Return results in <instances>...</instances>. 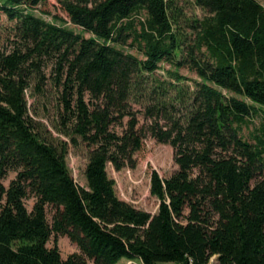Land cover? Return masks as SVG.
<instances>
[{"label":"trees","instance_id":"trees-1","mask_svg":"<svg viewBox=\"0 0 264 264\" xmlns=\"http://www.w3.org/2000/svg\"><path fill=\"white\" fill-rule=\"evenodd\" d=\"M39 1L0 0L17 19L0 51V264H264V5L195 0L203 16L182 19L175 0H57L68 19L48 20ZM48 64L67 134L90 147L87 186L29 113ZM148 137L178 165L152 172L156 213L107 171L134 166ZM59 236L79 251L64 258Z\"/></svg>","mask_w":264,"mask_h":264},{"label":"rangeland","instance_id":"rangeland-1","mask_svg":"<svg viewBox=\"0 0 264 264\" xmlns=\"http://www.w3.org/2000/svg\"><path fill=\"white\" fill-rule=\"evenodd\" d=\"M176 5L181 11L182 19L189 17H202L204 12L196 5L195 0H175ZM264 5V0H259ZM37 15L45 16L48 20H52L54 15H58L64 19H68L67 13L60 6L57 0H40L34 6ZM17 19H11L2 9H0V51H10L15 44L14 28ZM68 26L75 28L77 31L81 29L75 27L70 22ZM89 36V33H86ZM132 51V50H131ZM133 53L136 51L133 50ZM171 68L169 64L162 63V67L158 73L166 75V69ZM43 71L46 74L45 83L41 89L36 87L37 80L32 81L31 87L27 90V99L29 106V113L38 121L42 128V134L45 138L55 144L61 141L68 143L67 163L75 181L80 186H87L85 168L89 159L90 147L82 141L81 138L76 137V142L73 141V136L68 135L65 126L62 124L63 108L59 99V88L54 85V76L52 74L51 64L44 66ZM182 75L189 79H198L195 72L188 68H181ZM189 82V81H187ZM142 117V115H139ZM261 122V117L256 118L255 124L250 128L244 130V136L249 137L250 131L255 129ZM136 163L134 166H125L120 170H116L111 163H108L107 171L111 178L116 181L117 195L137 208L156 213L159 208L160 200L151 194V177L154 170L158 171L161 177H169L178 169V165L174 160V149L169 144H163L157 140L148 137L145 139L141 150L134 155ZM15 176L12 173L9 180ZM33 198H28L27 205L31 207ZM51 217V212L49 213ZM57 244L64 258L70 254L78 252L77 245L72 242L67 236H59ZM54 245V240L51 239L49 246ZM217 262L216 256L212 257L208 264H215ZM93 264V263H91ZM116 264H142L138 260H129L122 258Z\"/></svg>","mask_w":264,"mask_h":264},{"label":"built area","instance_id":"built-area-1","mask_svg":"<svg viewBox=\"0 0 264 264\" xmlns=\"http://www.w3.org/2000/svg\"><path fill=\"white\" fill-rule=\"evenodd\" d=\"M215 264H217V262H215Z\"/></svg>","mask_w":264,"mask_h":264}]
</instances>
